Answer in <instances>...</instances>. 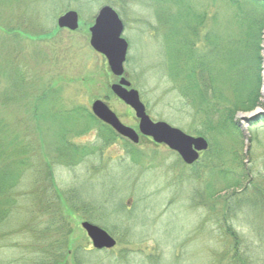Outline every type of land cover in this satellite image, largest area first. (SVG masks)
Instances as JSON below:
<instances>
[{
    "label": "rangeland",
    "instance_id": "374dc122",
    "mask_svg": "<svg viewBox=\"0 0 264 264\" xmlns=\"http://www.w3.org/2000/svg\"><path fill=\"white\" fill-rule=\"evenodd\" d=\"M209 3L210 0H0V165L12 171L7 181L13 184L14 194L30 187L33 194H39L35 200L21 199L0 220V264H40L49 250L58 246L64 251V260L51 264H71L74 252L91 248L81 221L101 227L116 241L108 253L87 254L90 264L105 263L113 256L140 264L150 253L160 255L166 264H230L234 262L230 259L234 251L220 227V219L226 208L224 200L231 195L234 210L228 222L239 237L237 254L250 264H264V100L260 95L264 30L260 40L259 103L250 111L235 114L238 135L214 132L211 140L204 137L209 151L200 156L209 167L210 159H222L217 160V170L223 167L231 177L240 174L236 187L223 189V183L215 185L220 177L206 168H198L194 174L174 152L144 137L137 145L119 138L103 144L98 138V126L70 138L75 144L95 148L84 160L66 165L52 158L53 141L82 127L83 118L65 110L89 111L95 99L104 100L123 124L137 130L133 111L109 90L116 79L109 73L105 59L88 45V27L104 5L112 7L123 23L122 37L128 45L124 74L138 91L146 113L152 120L197 136L192 130L201 129L202 118L177 93V83L169 74L175 78L179 74L171 61L177 34L192 26L188 22L194 7H206L211 12L213 6L207 7ZM67 10L79 15L76 31L56 27V18ZM225 20L222 16L218 21L220 37L230 35ZM38 32L45 34L32 36ZM223 45L224 42L216 43L214 57L219 67L226 64ZM5 63L10 65L5 66V71L17 68L23 74L16 88L9 87L3 72ZM42 94L46 100L40 102L39 111L45 116L38 119L40 112H33L31 107ZM22 138H28L35 155L28 160L32 165L30 174L25 172L17 184L20 159L10 158ZM205 182L209 189L213 184L221 189L219 194L211 199L204 196ZM72 192L88 199L95 212H83L75 199L71 206L68 197ZM50 195L53 200L45 202ZM243 197L256 199L257 203L245 208ZM104 206L107 212L99 214L104 213ZM238 255L234 257L235 264L240 263Z\"/></svg>",
    "mask_w": 264,
    "mask_h": 264
},
{
    "label": "trees",
    "instance_id": "16d2710c",
    "mask_svg": "<svg viewBox=\"0 0 264 264\" xmlns=\"http://www.w3.org/2000/svg\"><path fill=\"white\" fill-rule=\"evenodd\" d=\"M208 6H213L211 12H208L206 7H200L201 10H198L197 6L194 7L192 16L188 22H192V26H189L187 30L177 34L179 36L175 41L176 48L174 49V55H172L171 61H174L176 64V72L178 71L179 74L177 78L173 77L171 74H169V76L177 83L174 86L177 93L195 109V115L198 114L202 118L200 120L201 129L193 128L192 132L211 140L214 132L238 135V131L240 130L238 123L234 119L235 114L238 111H250L259 103L258 100L260 95L258 91L262 64L260 40L262 30H264V0H210L207 7ZM222 16L226 17L225 21L227 22L230 35L220 37L219 28L221 24L218 23V21ZM209 20L211 23H208ZM3 27L5 29H12L6 28L5 26ZM43 34L45 33L38 32L32 36L36 37ZM220 42H224L221 50L223 49L224 51L225 67H219V64L216 62V57H214L217 53L216 43ZM207 59L210 60L209 63H207ZM6 65H10L5 63L3 67V72H5L9 80V87L16 88L19 78L23 80V74L17 68L10 69V67H8L5 71ZM25 84L26 81H24V85ZM22 87L23 85L21 86V90ZM45 100L46 97L43 96V94L36 97V103L31 107L33 112H38L40 110V102H45ZM65 112L75 113L83 118V121H80L82 127L74 132L68 131L63 136L60 135L53 141L52 158H54L56 162L73 165L84 160L90 153H93L95 150L93 146L75 144L70 138L71 136L82 134L92 129L94 126L99 127L98 138L103 141V144H109L116 138L123 139L109 126L97 120L90 110L75 108L72 110H65ZM43 116H45V113L41 110L37 117L40 119V117ZM261 116L264 118V112ZM24 136L25 134H23L22 137ZM20 141L16 154L12 149L10 158L20 159L18 162L20 175L19 179L16 181L17 184L19 180L22 179L21 177L25 172H27V176L30 174L29 172L32 165L28 160L32 159L35 155L31 151V147L33 148L34 146L30 145L28 138H22ZM208 151L209 149H207L205 153ZM130 156L132 160L135 159L138 162L136 155L130 153ZM219 157H221V155ZM200 158L192 165L187 166L194 171V174L198 173V168H206L209 169L210 174L220 177L216 179L215 183L213 181V183L215 185L223 183V189L233 188L239 184L242 177L240 174H236L235 176L232 175L233 177H231L226 169L223 171V167L217 170L218 161L222 159L217 157L214 160L210 159L211 166L209 167V163H206L204 159ZM207 161H209V159H207ZM10 171L6 166L1 167L0 165V210H2L0 220H4L6 215L13 208V205L19 204L21 199L27 201L35 200L39 195L33 194L34 189L32 187L29 188L30 190L22 191L19 195L14 194V190L11 189L13 184L9 185L7 181L11 176L12 171ZM47 176L46 174V181L48 182L49 178ZM205 181L207 182V180ZM214 184L210 189L207 184L205 190L202 189V193L208 199L217 196L221 191V189L214 188ZM231 196L224 200L226 208L224 209V215L221 216L220 219V221H222L220 222V227L224 235L232 242L234 257L236 258L238 255L237 244L240 242L238 235L228 222L230 213L234 210L231 209ZM68 198L71 206L75 205L73 202V199H75L79 205H82L83 212L88 213L89 211H94V207L88 199L76 197L73 192ZM50 200H53L51 195L46 197L44 201L50 202ZM242 200L245 208L248 206L252 207L251 205L257 203L256 199H249L247 197H243ZM102 210L104 213L99 214H105V212H107V207L104 206ZM225 251L226 250L223 251V255ZM99 253H108V250H94L92 248L79 249L76 254L74 252V256L71 257V264H90L91 261L88 260V255ZM66 255H71V253L67 252ZM234 257H230V259L234 261L230 262V264L236 263ZM57 259L64 260V251L60 249L59 246L49 250L47 257L41 261L40 264H51ZM226 259H228V257H226ZM238 261L240 262L239 264H250V262L242 258L240 254L238 255ZM145 263L166 264L167 261L163 262L160 255L150 253L140 260V264ZM96 264H130V262H123L122 257L113 256L105 263L98 262Z\"/></svg>",
    "mask_w": 264,
    "mask_h": 264
},
{
    "label": "water",
    "instance_id": "95a60500",
    "mask_svg": "<svg viewBox=\"0 0 264 264\" xmlns=\"http://www.w3.org/2000/svg\"><path fill=\"white\" fill-rule=\"evenodd\" d=\"M78 23L79 15L74 10L65 11L55 20L58 29L69 31H76ZM122 32L123 23L116 11L108 5H104L98 10L93 23L88 27V45L105 59L109 73L116 79L109 85V90L115 98L133 111L137 121V130L123 124L102 99L92 101L90 112L97 120L109 126L132 144H138L139 136H144L154 144L165 146L175 152L183 164L192 165L198 160L200 154L207 150V140L202 136L189 135L167 122L155 121L149 117L139 98L138 91L131 87L124 74L128 45L122 37ZM260 95L264 100V62ZM80 227L94 250H109L116 245V241L101 227L88 221H81Z\"/></svg>",
    "mask_w": 264,
    "mask_h": 264
}]
</instances>
